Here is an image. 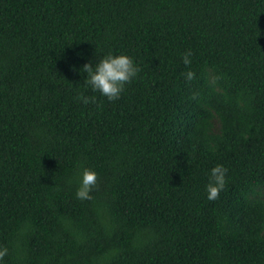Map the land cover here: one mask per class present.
Here are the masks:
<instances>
[{"label":"trees","instance_id":"trees-1","mask_svg":"<svg viewBox=\"0 0 264 264\" xmlns=\"http://www.w3.org/2000/svg\"><path fill=\"white\" fill-rule=\"evenodd\" d=\"M108 52L139 68L115 101L79 71ZM0 247V264H264V0H0Z\"/></svg>","mask_w":264,"mask_h":264},{"label":"clouds","instance_id":"clouds-1","mask_svg":"<svg viewBox=\"0 0 264 264\" xmlns=\"http://www.w3.org/2000/svg\"><path fill=\"white\" fill-rule=\"evenodd\" d=\"M191 53L186 52L182 56V62L185 65L191 64ZM79 71L86 73V85L91 87L93 92H99L101 96L108 101L118 100L125 90L127 83H130L138 74L139 68L134 60L124 53L108 52L101 55L95 63H85ZM186 79L191 80L194 73L189 70L183 74ZM81 102L89 103L95 101V96H81ZM227 169L216 164L209 171L208 183L205 185V191L209 200L218 197L220 191L224 188ZM97 181L95 170L84 167L80 174L79 185L76 189V197L81 200L91 198V192ZM8 252L6 247H0V259Z\"/></svg>","mask_w":264,"mask_h":264}]
</instances>
